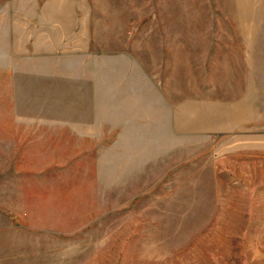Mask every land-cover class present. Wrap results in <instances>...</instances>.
<instances>
[{"label":"rangeland","instance_id":"1","mask_svg":"<svg viewBox=\"0 0 264 264\" xmlns=\"http://www.w3.org/2000/svg\"><path fill=\"white\" fill-rule=\"evenodd\" d=\"M0 264H264V0H0Z\"/></svg>","mask_w":264,"mask_h":264}]
</instances>
